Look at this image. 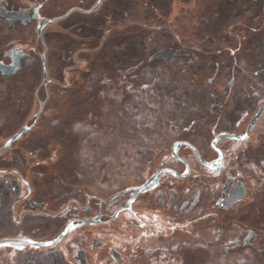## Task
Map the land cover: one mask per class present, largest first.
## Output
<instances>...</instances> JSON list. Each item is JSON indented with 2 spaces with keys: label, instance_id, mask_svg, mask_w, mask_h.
<instances>
[{
  "label": "flooded vegetation",
  "instance_id": "obj_1",
  "mask_svg": "<svg viewBox=\"0 0 264 264\" xmlns=\"http://www.w3.org/2000/svg\"><path fill=\"white\" fill-rule=\"evenodd\" d=\"M171 1L0 0V264H264L261 0L198 11L239 13L238 47L164 24L138 50ZM112 32L74 111L66 68Z\"/></svg>",
  "mask_w": 264,
  "mask_h": 264
},
{
  "label": "rangeland",
  "instance_id": "obj_2",
  "mask_svg": "<svg viewBox=\"0 0 264 264\" xmlns=\"http://www.w3.org/2000/svg\"><path fill=\"white\" fill-rule=\"evenodd\" d=\"M220 3L222 5L224 11H229V10H234L235 8V2L230 1V0H172L171 5H169V8L166 12V18H162L159 20L158 23L152 21V24H149L152 27L146 28V32L144 35H142V39H139V34L143 32L144 27H141L140 25L144 22L145 14L142 8L137 11L138 13V18H137V49L140 50L142 47V43L145 41V38L152 37V33L155 30L154 26L155 25H166L170 31H175L177 33H182L184 35V39L187 44L191 45L192 42L196 43H204L202 40L205 34H212L216 38L214 42V45L216 48L219 47H225L230 45L228 42H232L233 46L238 47L239 46V38L236 37L239 35L241 30H246L249 33L251 32L247 26H245L244 22L242 25L239 24V20H241V16L239 13H233V14H227L226 12H220L219 8L216 10V17L210 18L209 16L206 20H204L203 16L207 15L199 13L203 10L209 11L211 8V4L213 2ZM223 2V3H222ZM219 5V4H218ZM240 5V4H239ZM238 5V6H239ZM252 7L248 8L249 10V18L247 20L248 25L255 27L259 29L258 35H253L249 34V39L246 41V43H243L242 50L238 52V57L241 58H246L249 60V62L255 60L260 54H258L259 51V46L257 45V38H260L261 36H264V0H261L258 5H251ZM212 9V8H211ZM214 10V9H212ZM210 10V11H212ZM199 11V12H198ZM196 13L200 14L201 16V21L200 25H194L193 18L196 16ZM230 16L226 20V17ZM239 16V17H238ZM182 17H184V21L182 23ZM203 17V18H202ZM142 22V23H141ZM230 24H232L233 28L230 30V27H228ZM223 25V29L220 28V26ZM228 28V29H227ZM231 31L233 32L232 36H227L225 31ZM140 32V33H139ZM123 35V32H121ZM113 32L110 35H106L101 42H98L97 39L89 37V41H93L94 45L93 47H87L85 48L84 52H80V50L75 52L74 55V61L72 63V66H68L66 68L67 70V76L68 73L70 74L67 78L72 80L71 84V94L70 96L72 97L71 105L73 106L74 111H80V109H77L76 106L80 105L79 101H81V96L83 95H88V96H94L96 93L93 91V89L88 88V90L85 89V85L83 83V80H89V85L92 84V80L96 79L95 75L96 72L94 71H88L89 68L91 69L92 64H99L97 61L98 53L102 48H106V46L110 45L114 41H116L113 37ZM195 34H197L199 37L196 38ZM237 34V35H236ZM74 37V36H73ZM75 39V37H74ZM86 39L84 40H79V42L83 41H88ZM123 42V40H121ZM248 45V46H245ZM80 48V46L78 47ZM123 48V46L121 47ZM249 48L248 50H246ZM205 57H209L208 54L207 56L204 55ZM148 57V54L144 56L143 59L146 60ZM81 58V59H80ZM136 62V61H135ZM138 62V61H137ZM147 62V61H146ZM58 83V82H57ZM172 80L169 77L162 78L161 80L157 81L156 85L159 88L169 86L172 84ZM59 84V83H58ZM88 91V92H87ZM130 93H127V96ZM139 95L140 93H136ZM129 97V96H128ZM167 110V109H164ZM116 135L113 137L115 138ZM110 138H112L110 136ZM257 208H260V205H258ZM242 217V216H241ZM253 216H249V219H252ZM255 217V216H254ZM241 223V222H239ZM190 255L192 256L193 254L190 252H187L186 256ZM194 256H201L203 257V254H194ZM169 264H176L174 263H169ZM216 264H225V263H216Z\"/></svg>",
  "mask_w": 264,
  "mask_h": 264
}]
</instances>
